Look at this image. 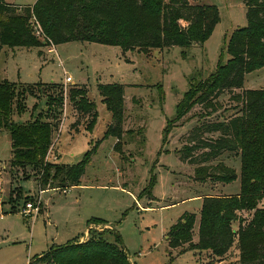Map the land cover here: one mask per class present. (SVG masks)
<instances>
[{"label":"rangeland","instance_id":"374dc122","mask_svg":"<svg viewBox=\"0 0 264 264\" xmlns=\"http://www.w3.org/2000/svg\"><path fill=\"white\" fill-rule=\"evenodd\" d=\"M7 1L34 5L38 0ZM190 2L213 4L219 10V21L203 44L155 48L149 54L81 41L54 44L55 52L49 50L50 45L0 47V82L34 83L35 95L27 97L26 111L16 114L14 120L23 123L38 116L53 120V112L46 117L48 101L59 89L49 86L63 84V107L57 111L52 107L61 125L54 135L49 161L75 164L90 155L80 185L40 193L41 166L14 164L11 136L7 132L0 135V264H29L52 246L65 245L76 236L86 241L91 230L105 232L104 237L113 241V228L121 235L133 264H228L238 260L237 241L225 263L207 250L189 244L172 247L169 242L171 227L184 213L193 212L197 215L193 242L197 244L203 197L240 191L239 178L226 183L207 175L209 168L214 172L220 162L239 173L241 160L237 154L225 152L208 161L204 171L198 170L203 149L193 152L196 157L192 160L198 159L197 163L181 161L180 155L185 153L183 147L192 143L195 127L236 114L241 102L235 94L242 89L221 93L215 99L216 108L196 105L166 133L185 92L191 84L208 79L221 57L224 62L228 60L226 48L232 33L247 25L245 0ZM66 75L72 77L71 83H65ZM113 83L123 84L125 90L120 149H115L117 137L106 135L112 113L99 91L100 84ZM73 86L87 89L96 105L98 115L91 127L87 126L91 115L78 111L69 96ZM259 88H264V67L246 75L243 89ZM74 122L78 123L73 128ZM217 135L204 133L202 138ZM151 185L152 195L148 196L146 189ZM26 199L41 201L35 218L19 212ZM247 214L241 212L246 220ZM99 217L113 228L92 223ZM238 224L234 223L235 229Z\"/></svg>","mask_w":264,"mask_h":264},{"label":"trees","instance_id":"16d2710c","mask_svg":"<svg viewBox=\"0 0 264 264\" xmlns=\"http://www.w3.org/2000/svg\"><path fill=\"white\" fill-rule=\"evenodd\" d=\"M245 5L247 25L232 33L226 48L228 60L224 62L221 57L208 79L191 84L178 103L176 117L166 129L169 132L171 124L182 120L196 105L215 107V99L221 93L242 89L235 94L241 102L236 114L195 127L192 143L185 145L182 149L185 153L180 155L181 161L197 163L200 160L198 170L204 171L208 161L225 152L237 154L241 160L239 173L220 162L214 172L209 168L207 175L226 183L239 178L240 191L234 195L203 197L197 244L193 242L197 221L193 212L184 213L168 235L172 247L189 244L221 259L227 257L237 241L239 258L228 264H264V204L261 205L264 201V88L243 89L246 75L264 67V0H245ZM219 18L216 5L190 0H38L34 5L0 0V47L31 49L46 45L35 33L36 19L54 44L99 42L120 46L124 52L138 50L149 54L155 48L203 44ZM20 85L26 88L19 89ZM33 85L0 82V134L7 132L11 136V161L21 166H41L39 187L42 191L80 185L90 155L75 164L53 163L47 159L61 125L52 107L55 111L63 107V84L49 86L59 89L57 96L50 95L48 101L46 117L53 112V120L39 116L23 123L14 120L16 114L26 111L27 97L35 95ZM99 91L113 119L106 135L116 136L115 149H120L125 120L124 85L100 84ZM69 92L77 110L91 115L87 125L91 127L98 112L87 89L73 86ZM77 123L72 127H77ZM204 133L218 135L202 138ZM199 148L203 149L200 159L192 160L196 157L193 152ZM151 190L152 185L146 189L148 196L152 195ZM242 211L249 212L247 220L241 216ZM94 222L109 224L100 218L93 219ZM235 222L239 223L237 229ZM91 232L86 241L73 239L65 245L52 246L30 264H133L119 232L113 230V241L104 237L105 232Z\"/></svg>","mask_w":264,"mask_h":264},{"label":"built area","instance_id":"2783aa9c","mask_svg":"<svg viewBox=\"0 0 264 264\" xmlns=\"http://www.w3.org/2000/svg\"><path fill=\"white\" fill-rule=\"evenodd\" d=\"M33 24H34V27H35V33L39 37V39L42 38V41L46 42V45H50L49 50L55 52L56 48L54 46V43L52 42L51 38H49L43 32V29H42L40 23L35 19ZM72 81H73L72 77L70 75H66L65 83L68 84V83H71ZM53 145H54V143H53ZM53 145L51 146V148L49 150L48 157H47L48 160H49L50 154L52 153V149L54 147ZM41 192H42V190L40 191V193ZM40 204H41L40 200L37 201L36 203L31 202V201H27V202H25V204L23 206V209L20 210L19 212L23 216L28 217L29 219L35 218L37 216V214L40 212Z\"/></svg>","mask_w":264,"mask_h":264},{"label":"crops","instance_id":"0c3cea01","mask_svg":"<svg viewBox=\"0 0 264 264\" xmlns=\"http://www.w3.org/2000/svg\"><path fill=\"white\" fill-rule=\"evenodd\" d=\"M112 121H113V119L111 120V122H110V124L112 123ZM6 133V132H5ZM1 134H4V133H1ZM0 134V135H1ZM7 135H10L9 133H6ZM49 189H52V188H49ZM55 189V188H54ZM48 190V189H47ZM41 191V190H40ZM45 191V190H44ZM43 192V191H42ZM41 192V193H42ZM239 192V191H238ZM238 192H236V193H230V194H237ZM227 195H229V194H227ZM100 218V217H99ZM104 220H106V219H104ZM106 221H108V220H106ZM109 222V221H108ZM89 228V227H88ZM87 230V229H86ZM86 230H85V232H86ZM75 238H77V236L75 237ZM74 238V239H75ZM209 253H211L210 251H208ZM238 253H239V250L237 251ZM212 254V253H211ZM213 255V254H212ZM214 256V255H213ZM214 257H216V256H214ZM227 257H228V255H227ZM226 257V258H227ZM217 259H220V261L219 262H221V263H225V261L227 260L226 258L225 259H221V258H219V257H216ZM237 258H239V256L237 257ZM218 262V263H219Z\"/></svg>","mask_w":264,"mask_h":264},{"label":"water","instance_id":"95a60500","mask_svg":"<svg viewBox=\"0 0 264 264\" xmlns=\"http://www.w3.org/2000/svg\"><path fill=\"white\" fill-rule=\"evenodd\" d=\"M108 225H110L112 228H113V226L111 225V224H108ZM90 227V226H89ZM114 230H116L115 228H113ZM30 264V263H29Z\"/></svg>","mask_w":264,"mask_h":264}]
</instances>
